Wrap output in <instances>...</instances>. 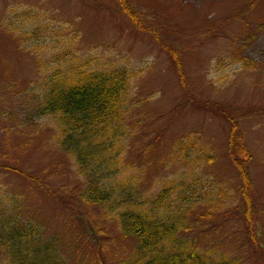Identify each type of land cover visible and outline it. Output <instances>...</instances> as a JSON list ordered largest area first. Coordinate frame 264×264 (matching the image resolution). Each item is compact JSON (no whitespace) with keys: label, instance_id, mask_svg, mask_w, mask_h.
<instances>
[{"label":"rangeland","instance_id":"1","mask_svg":"<svg viewBox=\"0 0 264 264\" xmlns=\"http://www.w3.org/2000/svg\"><path fill=\"white\" fill-rule=\"evenodd\" d=\"M124 1L134 22L119 0H0V198L18 196L23 216L56 236L69 264H114L133 246L98 208L79 201L82 182L70 159L48 141L46 119L33 117L31 87L41 72L24 43L2 27L10 17L37 31L42 60L69 38L74 44L66 50L93 57L99 67L141 71L132 83L129 116L138 131L129 138L126 158L144 168L143 193L172 176L174 168L165 162L170 145L189 132L214 156L198 173L197 188L223 182L231 193L238 178L225 153L227 122L198 102L239 112L233 118L252 157L257 224L264 232V111L250 113L264 108V0L249 7L248 0ZM242 58L250 66L242 67ZM226 206L215 220L198 219L191 237L200 246L247 255L240 217L232 209L225 213ZM260 257L264 264V251Z\"/></svg>","mask_w":264,"mask_h":264},{"label":"trees","instance_id":"2","mask_svg":"<svg viewBox=\"0 0 264 264\" xmlns=\"http://www.w3.org/2000/svg\"><path fill=\"white\" fill-rule=\"evenodd\" d=\"M255 1L248 0V7ZM119 4L134 22L125 1L119 0ZM2 27L36 57L41 73L40 81L31 87L33 117L46 119L52 129L48 141L70 159L82 182L79 201L98 208L118 236L133 242L130 252L114 264H263L259 256L264 251V232L257 224L261 210L253 197L252 157L233 118L239 112H227L216 102H198L227 122L225 153L238 178L231 193L223 182L209 185L207 190L197 188L198 173L214 161V156L193 132L170 145L165 162L174 168L172 176L156 191L143 193L140 181L144 168L126 158L129 138L138 131V122L130 121L129 116L132 83L141 71L122 65L99 67L93 57L66 50L64 47L74 44L69 38L59 52L42 60L37 31L10 17L3 18ZM241 61L242 67L250 66L245 58ZM263 111L255 108L250 113ZM21 175L34 187L41 186L38 179ZM224 206L229 208L225 213L232 209L240 217L247 255L226 252L217 245L200 246L191 237L198 219L215 220L222 216ZM22 210L18 196L5 194L0 198V264H69L58 250L56 236L46 235L41 225L23 216Z\"/></svg>","mask_w":264,"mask_h":264}]
</instances>
